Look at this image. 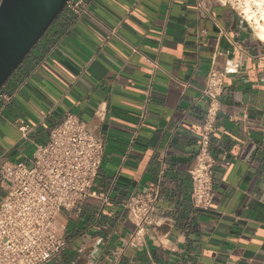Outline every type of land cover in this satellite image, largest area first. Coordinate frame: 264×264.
I'll list each match as a JSON object with an SVG mask.
<instances>
[{"label":"crops","instance_id":"0c3cea01","mask_svg":"<svg viewBox=\"0 0 264 264\" xmlns=\"http://www.w3.org/2000/svg\"><path fill=\"white\" fill-rule=\"evenodd\" d=\"M201 1L84 0L86 13L66 8L2 89L0 164L30 165L69 113L105 140L96 196L63 213L69 245L48 264H264V41L232 8ZM213 69L226 76L204 211L190 171ZM20 119L34 126L28 140ZM156 187L137 234L124 204Z\"/></svg>","mask_w":264,"mask_h":264},{"label":"built area","instance_id":"2783aa9c","mask_svg":"<svg viewBox=\"0 0 264 264\" xmlns=\"http://www.w3.org/2000/svg\"><path fill=\"white\" fill-rule=\"evenodd\" d=\"M219 4L232 8L257 33L264 27V0H202L199 8L208 11ZM74 14L87 11L84 0H71ZM226 73L211 70L204 91L210 99L201 133V147L190 171L191 200L207 211L214 198L215 159L211 138L215 133L218 107ZM8 103L11 98L1 95ZM96 117L102 118V109ZM22 139L28 140L34 126L17 121ZM105 140L91 131L72 113L49 133L46 143L34 144L30 165L5 161L0 164V264H48L68 245L63 213L80 212L85 201L96 196L94 184L104 158ZM160 187L131 196L124 204L137 234L146 230L160 200Z\"/></svg>","mask_w":264,"mask_h":264},{"label":"water","instance_id":"95a60500","mask_svg":"<svg viewBox=\"0 0 264 264\" xmlns=\"http://www.w3.org/2000/svg\"><path fill=\"white\" fill-rule=\"evenodd\" d=\"M70 1H0V92Z\"/></svg>","mask_w":264,"mask_h":264},{"label":"bare ground","instance_id":"6f19581e","mask_svg":"<svg viewBox=\"0 0 264 264\" xmlns=\"http://www.w3.org/2000/svg\"><path fill=\"white\" fill-rule=\"evenodd\" d=\"M257 35L262 41H264V27H261L259 30H257Z\"/></svg>","mask_w":264,"mask_h":264},{"label":"rangeland","instance_id":"374dc122","mask_svg":"<svg viewBox=\"0 0 264 264\" xmlns=\"http://www.w3.org/2000/svg\"><path fill=\"white\" fill-rule=\"evenodd\" d=\"M1 1V0H0ZM3 196V193H2V191L0 190V198Z\"/></svg>","mask_w":264,"mask_h":264}]
</instances>
